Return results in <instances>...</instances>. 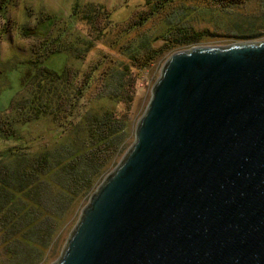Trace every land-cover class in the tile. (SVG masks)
<instances>
[{
    "label": "water",
    "instance_id": "obj_1",
    "mask_svg": "<svg viewBox=\"0 0 264 264\" xmlns=\"http://www.w3.org/2000/svg\"><path fill=\"white\" fill-rule=\"evenodd\" d=\"M53 264H264V41L168 58Z\"/></svg>",
    "mask_w": 264,
    "mask_h": 264
},
{
    "label": "trees",
    "instance_id": "obj_2",
    "mask_svg": "<svg viewBox=\"0 0 264 264\" xmlns=\"http://www.w3.org/2000/svg\"><path fill=\"white\" fill-rule=\"evenodd\" d=\"M8 1L0 0L1 12ZM135 1L144 10L128 20L125 42L112 45L119 46L120 58L102 53L87 67L71 63L72 57L84 60L122 25L114 21L116 11L91 3L82 8L77 2L70 22L84 25L86 34L80 42L48 40L32 47L31 58L13 67L22 66L20 88L7 107H0V139L22 147L0 153V264H40L46 259L79 204L88 200L126 148L142 71L164 54L197 46L208 36L232 37L235 42L264 38V15L242 16L241 26L234 17L253 0ZM258 1L264 8V0ZM165 11L166 23L158 25L162 30L127 38L131 30ZM202 13L211 18L214 30L195 29L193 22ZM24 34L42 35L36 28ZM158 39L163 43L154 47ZM57 55L66 59L60 72L47 63ZM10 71L0 70V93L8 86ZM38 124L50 125L54 140L37 149L34 143L43 136H27Z\"/></svg>",
    "mask_w": 264,
    "mask_h": 264
},
{
    "label": "rangeland",
    "instance_id": "obj_3",
    "mask_svg": "<svg viewBox=\"0 0 264 264\" xmlns=\"http://www.w3.org/2000/svg\"><path fill=\"white\" fill-rule=\"evenodd\" d=\"M261 1V0H260ZM80 3L82 8L86 4H96L104 5L109 11H116L114 15V21L121 22L120 29H113L111 31L110 39L107 42L101 41L102 43L98 45V48L94 49L92 52L87 54L84 60H76L72 57V64H76L79 67H87L91 63L96 62L103 54H110L116 58H120L118 47L112 48L113 43L118 42L124 43L126 36L123 34V30H126L128 26L127 22L133 16H137L141 13L144 8L135 0H10L7 3V7L4 11H0V58L1 66L0 70L6 68L10 71L16 63L24 59L31 58V49L41 43H47L48 40H53L55 38H60L62 44L70 45L71 42H80L79 38L85 36V27L83 24L70 22V17L73 12V7L76 3ZM128 6H131L129 10ZM200 6V5H199ZM259 9V10H258ZM84 9H82L83 11ZM242 15H235L237 23H245L242 16H254V15H264V8L262 3L258 0H253L251 3L246 4L240 9ZM139 12V13H138ZM168 11H165L162 15L151 18L142 28H135L127 34L128 39H134L139 33L153 35L154 32L160 30L161 26H158L161 22L162 25L166 23V18ZM138 13V14H137ZM239 16V17H238ZM216 19V18H215ZM224 19L222 18L221 21ZM124 22V23H123ZM165 22V23H164ZM168 22V21H167ZM218 24L222 25L220 19H216ZM195 29L209 28L214 30L213 21L211 18L202 13L199 16L198 22H193ZM71 25V26H70ZM163 27V26H162ZM37 33H42L40 37L29 36V34H24L27 29H35ZM214 28V29H213ZM164 29V27H163ZM162 30V29H161ZM234 35V33L232 34ZM121 39V40H120ZM124 40V42L122 41ZM254 41H264V38ZM162 40L158 39L154 42V47H160L162 45ZM235 43L234 39L231 37H214L208 36L197 46H226ZM195 47V46H193ZM191 48V47H190ZM189 48H176L171 52L164 54L159 57L150 67L145 69L140 73L138 90L135 103L133 105V124H132V134L127 141L126 148L121 152L116 158L113 165L110 166L107 173L103 178L111 172L122 160L129 147L134 141V130L138 120L144 114L147 105L151 99V89L160 77L161 70L168 60V58L175 52L185 50ZM66 59L64 55H57L48 61V66L56 71H61L64 67ZM2 68V69H1ZM22 66L19 68H13L10 72L6 73L9 76L8 86L4 92L0 93V107L5 108L9 105L10 99L20 88L19 77L21 75ZM0 72V77H1ZM47 130V132H46ZM53 128L50 125L38 124L37 126H32L30 135L27 139H35L38 134L42 135V139L39 142L34 143V148H41L46 144L51 143L53 138ZM59 133V132H58ZM22 145L20 143L5 142L0 139V153L12 148H20ZM100 179L98 182L101 183L103 180ZM97 184V185H98ZM97 187V186H96ZM88 200H83L76 210V213L69 219L63 229L60 231L56 238L55 245L52 250L40 264H53L60 256L66 240L69 234L76 225L81 210L87 204Z\"/></svg>",
    "mask_w": 264,
    "mask_h": 264
}]
</instances>
